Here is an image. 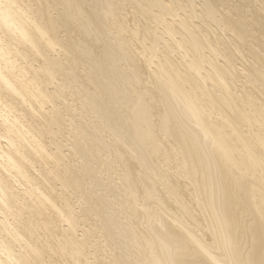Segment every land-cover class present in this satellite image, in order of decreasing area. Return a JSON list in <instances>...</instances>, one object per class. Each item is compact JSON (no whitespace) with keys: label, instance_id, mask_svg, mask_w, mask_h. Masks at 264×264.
Returning a JSON list of instances; mask_svg holds the SVG:
<instances>
[{"label":"bare ground","instance_id":"obj_1","mask_svg":"<svg viewBox=\"0 0 264 264\" xmlns=\"http://www.w3.org/2000/svg\"><path fill=\"white\" fill-rule=\"evenodd\" d=\"M0 264H264V0H0Z\"/></svg>","mask_w":264,"mask_h":264},{"label":"rangeland","instance_id":"obj_2","mask_svg":"<svg viewBox=\"0 0 264 264\" xmlns=\"http://www.w3.org/2000/svg\"><path fill=\"white\" fill-rule=\"evenodd\" d=\"M64 141H66V139H65V140H63V142H62V143H65ZM18 186H19V185L17 184V185H16V187H17V188H16V190H18V192L25 191L24 189H26V188H24V186H23V185H22V188H19L20 186H19V187H18ZM19 189H21V190H19ZM81 231H82V230H81ZM79 234H82V233L79 231Z\"/></svg>","mask_w":264,"mask_h":264}]
</instances>
